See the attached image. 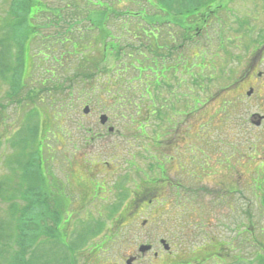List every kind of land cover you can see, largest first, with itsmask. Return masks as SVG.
<instances>
[{
  "label": "rangeland",
  "instance_id": "obj_1",
  "mask_svg": "<svg viewBox=\"0 0 264 264\" xmlns=\"http://www.w3.org/2000/svg\"><path fill=\"white\" fill-rule=\"evenodd\" d=\"M31 1L33 2L30 5ZM174 1L179 13L186 9L187 4L183 0ZM196 1L194 0L197 6ZM210 1L204 0V5L209 4ZM244 1H247L250 6L249 12L242 10L245 7ZM219 2L226 6L227 10L221 11L219 15H223L216 18L218 23L215 25L218 26V31L215 32L212 29L215 27L214 23H212L209 31L199 37L200 43H198L197 36H195L194 41L191 39L189 43L182 44L183 33L186 29L181 23L175 26L167 19L155 20V28L159 29L160 33L158 35L159 44L167 41L170 51L174 55L184 54L190 59H196L197 56L200 57L206 54L209 55L210 51L204 48L206 46H209L212 50L215 48L216 57L213 62L218 66L219 70L218 75L217 72L211 71L212 69L204 73V75L209 74V79L202 86L204 90L201 91L200 95L209 97L210 100L206 105L199 110H197L198 106H195L194 111L189 113L190 102L192 105L193 101L187 99L183 104V117H177L176 113L179 110L175 111L176 113H169L170 119L173 116L175 119L178 118L179 124L178 130L168 137L171 134L169 130L170 124H161L155 117L148 124H141L137 118L142 122L145 114L141 112L142 116L140 117V111H138L137 115L139 106L131 103V98L128 96L129 87L123 89L121 87L124 85L117 86L122 80V76L133 73L137 74L142 82H148L149 80V85L156 84L157 86L160 77L163 76L165 79H169L168 74L163 71L162 65H157L154 60L150 61L151 58L145 52L139 55L138 51L143 49L144 44L140 45L139 41H135L132 36L128 35L127 40L121 43L123 44L122 46L130 43L129 50H133L131 47L137 45L136 47L139 50L134 49L132 52L135 54L132 56L139 55V57L132 63H127L126 61L119 63L111 75L104 76L103 71H100L96 80L101 90H106L108 93L112 92L116 98L121 97L119 100L121 105H129L136 108V114L130 115L129 118L127 112V119L123 118L120 113L122 107L118 104V100L113 98L112 94L106 95L101 99H97L99 96L94 95L89 99L92 94L77 86V83L81 82L82 78L80 79L81 76H76L77 73L84 74L86 71L93 70V66L86 67V65H93L101 58L103 59V53L109 55L105 60V64H102L106 71L107 68L111 69L116 63L110 57L112 55L111 43L109 46L108 43H104L103 47L101 46L102 37L98 35L94 28H89L92 27L89 26V23L93 22V20L87 18L86 12L90 11L94 21L102 19L99 26L106 30V19L108 20L110 14L115 13L117 9L120 10L119 14H122L127 9L136 12L134 16H128L133 18L130 20L131 25L135 22L137 16L139 19L153 21L152 16L154 13H158L162 9L167 11L164 8L166 3L163 0H0V26L4 25L0 29V39L4 36L2 30L5 29V25H8L11 30L10 36L13 40V33H19L25 37L23 46L30 45L29 59L24 67L25 76L28 79L23 81L24 83L18 96L17 93L19 91L8 94L10 93L8 83L0 75V200H4L0 201V256L6 255L7 261L10 262L8 264H27L29 257L40 253V247L37 243L41 236L34 244V249L28 251L26 256L19 251L15 244L17 239L16 228L20 221L19 211L6 204L10 200L12 206L16 204L20 207L24 206L20 202L22 201L20 200V195L26 191V188L20 184V179L15 172L8 167L13 154L24 148L31 151L33 155H36L37 151L41 152L42 150L44 152L43 166L42 162H40L41 167L51 168L53 170L52 174L56 176L55 180H62L52 193L60 198H65L67 205H69V201L74 200L77 193L70 178V172L67 171L68 160L75 162L71 166L72 171L75 173L76 180L84 185H86L89 178L95 177V175H99L100 179H108L109 184H112L117 179H124L126 183L132 180L146 179V174L135 173L126 168L128 156H142L136 162L137 165H141L143 161H152L150 156H152L153 152L151 150L149 152L146 151L147 145L153 143L151 142L152 140L162 139L165 146L172 145L173 141H176V144H174L177 145V148H171L175 145L165 148L170 151L166 152V154L168 153L166 156L168 159L163 161L165 163L172 162L170 166L167 165L169 167L166 168L165 172L170 173L169 177L171 176V178L169 181H172L174 186L179 189L175 193L176 187L174 189L167 188L165 190L169 194L168 198L166 197L167 200L160 201L161 204L159 205L155 203L154 207L150 208L152 209L150 215L153 217H149L148 226L154 222L151 225L152 233L148 234L146 232L147 229L142 223L143 215H140V212L133 217L135 219L132 222L133 225L125 224L120 231L118 229L119 226H116V223L112 221L113 216L121 211L122 205L118 206V209L116 206L119 201H113L118 198V195L106 192L104 195H100L109 199V203L105 204L103 211V205L99 209L96 206L95 208L90 206L88 210L78 214V211L82 210V206H79L63 213L65 217L61 215L59 222L52 221L58 231L53 235L44 237L52 240L54 245L47 242L43 249L46 260L50 261L49 264H124L123 258H127L133 252L141 255L138 249L140 245H152L151 251L146 252V250V253H142L141 264H167L170 260L161 246V240H165L171 245L173 254L177 253L180 256L176 260L180 261L181 264H194L197 258H205L204 255L216 252L218 249L212 246H203L202 243L206 241L202 238V235L206 238L219 236L221 239L225 236L227 238L223 240L225 243L234 236L240 238L241 241V239L246 238H243L244 236H236L240 232L235 233V231H237V228L247 225L249 230L256 232L258 237H264V195L258 196L259 200H256L255 195L257 192L254 187H251V183L254 181L261 183V187H264V179L252 180L248 172L245 171L247 181L243 176L244 179H238L237 185L231 186V184H225L227 181L222 177H219V180L210 177L186 179L181 173L175 174V171H177L175 167H177L178 161H186L188 156L196 157V161L202 157L216 156L214 153L207 151L210 146L219 144L222 147L223 155L238 156L239 162L243 161L246 166L249 164V158L245 156H249L252 147L256 146L253 155H258L261 154L260 147L264 144V124L262 127L257 128L249 121V115L251 114L264 115V89L260 92L262 95L256 90L252 100L244 98V88H248V86L243 87L242 84H235L229 90H221L225 84L229 83V81L221 77L222 63L226 60L228 61L233 53L238 54L239 59L232 64L234 69L232 80L238 78L244 69L247 67L251 68L253 65L258 74L254 82L256 80L264 81V0H219ZM77 4L83 5L84 9L79 10H84V15L78 17L83 20L72 22L69 18H73L74 14L70 12L76 10ZM59 9H62L61 14L65 16V18L63 17L64 19L60 18ZM96 9L105 10L106 12H104L103 16L100 14L96 15ZM22 17H25L24 22H28L29 30L19 28V21ZM28 17L31 19L29 20ZM190 21L192 22L194 19L192 20L191 17ZM111 23L109 28L115 34L107 32V35H110V40H114L119 38L124 21L112 20ZM172 26L174 31H172ZM125 28L127 30L128 25H125ZM168 33L172 35H168ZM236 35L239 36L237 37ZM48 36H53V38L49 39L50 37L48 38ZM218 36H220V41ZM145 37L148 38V44L154 47L155 37L153 35H145ZM120 39H122L121 36ZM170 39L173 40V44H171ZM228 40L231 42H228ZM7 43L11 47L12 43L10 41ZM4 44L0 43L2 52L7 50H3ZM223 46H225L224 49ZM69 47L75 48V50L72 49L70 51ZM106 47L107 50H105ZM221 48L223 49L222 52H220ZM204 50L206 51L205 53L203 52ZM25 51L27 55L28 48ZM12 52L22 62V57L19 56L17 47H12ZM153 56L151 54V57ZM164 60H166L164 64L167 67L175 65L170 56H165ZM55 62H59V64ZM144 62H149V64L144 65ZM160 63L162 64V62ZM49 65L50 68L57 70L56 80H46L45 78V72ZM59 67L62 68L60 69ZM148 70L152 74L149 76L144 75L143 72ZM260 74L262 76H259ZM188 75L187 72H184V84L179 85L175 82L174 88L170 91L183 93L184 100L190 90ZM71 86L74 87L73 106L64 107L66 109L61 111L58 105L61 100H66L68 104L66 95L67 92L70 94L67 89ZM139 86L142 85L138 81L135 83V89L137 87L139 89L142 88ZM213 86L215 87L213 90L214 98H211L209 91ZM135 89L130 91L131 96L135 100L139 96H144L145 98L147 92L143 94L140 92L138 96L137 93L135 94ZM204 92L208 95L206 96ZM40 94L43 102L38 98ZM150 96L152 97V95ZM164 96H166V93ZM8 97H20L21 99L13 101ZM256 97H259L260 100L257 101ZM50 102H53L52 105ZM86 104L91 108V112L88 115L83 113ZM32 105V111L40 109V107L48 109L46 113L42 114L37 128L35 126H33L34 128H29L35 129V134H30V130L25 126ZM157 106L158 102L155 101L152 108L157 109ZM166 106L167 111L172 112L170 105L167 104ZM223 106L225 110H223ZM101 114L109 116L108 126L114 128L115 132L113 134H110L107 129L101 130L99 127ZM80 123L85 125L86 128L84 130L78 127ZM146 125L147 128L144 131ZM134 128L140 131V134L147 133L148 136L140 137L139 133L134 131ZM24 134L29 135V137L24 139ZM37 139H39V147L35 146ZM200 151H203V154ZM113 156H115V160H110ZM90 159L95 163L92 167L85 164V162H88L85 160ZM145 164L147 167L148 163ZM238 167H240V163L236 165V168ZM6 169H9V171ZM221 169L222 171L228 170L225 164ZM46 172L48 174L47 169ZM150 175L158 179L153 170ZM91 181L95 185L100 186L99 182ZM222 181L223 183H221ZM232 181H236L235 174H233ZM177 182L181 185L177 186ZM219 187L223 188V191L220 192L218 190ZM231 187L234 189L238 188L236 190L241 193L233 189L231 191ZM228 190L232 194L228 193ZM163 193H160L161 199H163ZM262 193L264 194V192ZM172 194H177V197ZM121 195L125 194L122 193ZM194 204L203 208V214L207 213V216L195 217L196 212L194 211L197 208H192ZM247 207L250 209H247ZM191 209H193L192 212H190ZM188 219L192 224L199 220L200 225L193 228ZM207 219L210 222H207ZM69 221H72V227L69 224L66 229L68 233L64 234L63 229ZM99 222L106 226L103 227ZM140 224L145 229L144 231L138 229ZM84 229H86L84 233L75 239L73 234L76 231L80 233ZM116 239L118 240L116 241ZM256 239L258 240V238ZM256 239H253L252 242L259 245ZM115 242L117 243L114 244ZM106 243L112 248L108 249V246H105ZM237 247L241 249L239 250V260L237 256H233L236 254ZM251 248L252 246L248 243L235 244L233 250L225 251L227 255L232 256L224 261L218 263V260L210 259L201 263L257 264L255 259L257 246H253V249ZM193 249H201L202 252L192 254L190 251ZM155 252H160L162 255L160 254L158 258H155L157 256ZM0 264H6V261H0Z\"/></svg>",
  "mask_w": 264,
  "mask_h": 264
},
{
  "label": "flooded vegetation",
  "instance_id": "obj_2",
  "mask_svg": "<svg viewBox=\"0 0 264 264\" xmlns=\"http://www.w3.org/2000/svg\"><path fill=\"white\" fill-rule=\"evenodd\" d=\"M174 31V29H172ZM185 32V31H184ZM186 35L183 36V43L182 44H187L191 41V35L190 32H185ZM258 76L256 68L252 67L249 68L247 67L246 69L243 70V72L240 74V76L237 78L236 82L238 84H242L243 87L248 86V88H244L245 92L243 95H245L244 98H247L249 100H252L254 93L256 90L259 91V94L262 95L260 92L264 89V81L261 82L259 80H256L254 82L255 77ZM259 76H262L260 74ZM254 82V83H253ZM257 101L260 100L259 97H256ZM255 98V99H256ZM254 99V100H255ZM258 114V113H255ZM264 122V121H263ZM217 147V146H216ZM218 151L215 149L214 153H217ZM260 153L258 155H249L245 156L249 158V164L244 165L243 161L239 162V157L238 156H210V157H203L201 161L193 163V165H188L190 170L192 169L193 175L195 176H201V177H210V178H217L219 180V177H222L225 179L227 182L225 184H231V186L237 185L238 179L242 180L244 179L246 172H248V175L252 180H257V179H264V146L260 147ZM211 158V159H210ZM225 162V163H224ZM240 163V167L236 168V165ZM225 164V166L228 168L227 171H222V166ZM164 165H156L154 166L155 169H164ZM178 169H185V165L183 168L181 166H177ZM228 172V174H226ZM164 173V172H163ZM233 174L236 176V181H232ZM244 176V177H243ZM246 178V177H245ZM230 179V181H228ZM232 181V182H231ZM247 181V178H246ZM178 185L180 186L179 182H177ZM176 183V184H177ZM223 183V181L221 182ZM170 185L174 186L172 181H169V178H160V179H153V178H146V179H139L136 181L135 187L133 189V197L132 199L127 203L126 208L124 209L123 213L121 214L120 220L118 221V225L120 227H124V225H133L132 222L135 220L133 217L136 216L140 212V215H143V220L142 223L144 225L147 224L148 220L147 218L153 217L150 215V211L154 207V204L156 203L157 205L161 204L160 201H165L167 200L169 194L168 192H165L167 188H170ZM251 187L255 188L256 193L255 197L256 200H259L258 196H263L264 194V187H261V183L258 182H252ZM229 188V186H227ZM236 190L234 188H230L231 191ZM218 190L221 192L223 191V188H218ZM237 191V190H236ZM164 192L162 194V198L160 196V193ZM239 192V191H237ZM87 193V194H86ZM84 193L85 197L89 196L88 192ZM228 193H231L228 190ZM241 193V192H239ZM232 194V193H231ZM244 196V195H241ZM167 197V198H166ZM161 199V200H160ZM230 206V203H229ZM247 209H250L247 207ZM155 216V215H154ZM129 221V222H128ZM144 221V222H143ZM128 222V224H127ZM130 223V224H129ZM142 225V224H141ZM147 227V226H146ZM145 227V228H146ZM249 227L247 226V230ZM140 231H144L145 229L139 228ZM149 231L152 233L153 230H150L149 226ZM253 238V236H251ZM198 238V236H196ZM253 240V239H252ZM252 240H248L252 241ZM157 256L155 258H158L159 255L161 254L160 252H155ZM129 258L134 259V264H140L141 263V256L132 253L129 255ZM128 259H125L127 261ZM121 264V263H120Z\"/></svg>",
  "mask_w": 264,
  "mask_h": 264
},
{
  "label": "trees",
  "instance_id": "obj_3",
  "mask_svg": "<svg viewBox=\"0 0 264 264\" xmlns=\"http://www.w3.org/2000/svg\"><path fill=\"white\" fill-rule=\"evenodd\" d=\"M215 0H211L210 2H213ZM33 1L30 2V5ZM197 6L195 5V2L194 0H192L189 4V15L186 16V18H188L189 16H192V20L194 19V21H192V24H190L191 26L195 25L193 24L194 23H198V21H200L201 19H203L205 16H204V12L201 13V14H198V8L199 7H202L204 5V0H197ZM169 7V3H166V7ZM165 8V7H164ZM167 9V8H166ZM168 11V9H167ZM165 11L164 9L161 10V12H167ZM155 17H159L158 15H156ZM28 22H20L19 23V27H22V28H25L26 29V25ZM152 27H155L152 23H151ZM140 27L142 26L141 24L139 25ZM148 27H150L148 25ZM223 27V26H222ZM221 27V28H222ZM218 28V26H217ZM150 31V30H149ZM50 37V38H49ZM13 38L14 40L12 39V37L10 36V33L9 34H6L5 35V40L4 42L2 43H5L4 44V47H3V50L7 49L6 52H2V49H0V74L1 75H8L11 71L14 72V74L18 73V72H24V67H25V64L28 62V54H29V46L30 45H26V46H23V42H24V35L22 34H19V33H13ZM49 39H52L53 36H48ZM47 38V39H48ZM48 39V40H49ZM105 40H109L110 43H111V50H112V53L111 54H114L115 57H118V54H121L123 53V49H121V45L120 43L117 42V39H114V40H110V36L106 37ZM11 42V47L10 45L7 43V42ZM12 47H17L18 49V52H19V56L22 57V62L20 60L17 59V57L15 56V54H13L12 52ZM28 48V52H27V55H26V51ZM73 50H75V48H72ZM104 57L103 59L101 58L99 61H97L95 64L91 65L93 66V70H89L88 72L86 71V73H77L76 76L77 77H80L81 79V82H80V87L84 89V91H88L89 94H92V96H99V98L97 99H101L102 97L106 96L107 94H109L106 90H101L100 88V85L99 83L97 82L95 76L98 75L100 73V71H104V67L102 66V64L104 63L105 64V60L107 59L105 54H102ZM57 64V62H55ZM96 66V68H95ZM50 67V65H49ZM95 69V70H94ZM57 71L56 69L52 70L51 72H55ZM191 71L193 72V69H191ZM50 70L47 71V73L45 74V78L46 80H53L55 79L56 80V72L55 73H51ZM112 73H113V70H112ZM199 82V80H196ZM55 82V81H54ZM118 85H124L125 87H128L129 86V82L125 81V80H121L118 84ZM198 85V84H197ZM196 85V86H197ZM63 87V85H62ZM125 89V88H124ZM67 90L71 91V87H69ZM172 90V85L171 83L168 82V79H165V77H160V80H159V83L157 84H154V85H149L147 86L144 91L147 92V95H145V98L144 96H139L135 99H132L130 100L131 103L133 105H137L139 106V109L141 108H144V109H147L148 107H153V103L156 101V99L162 101V102H167L168 100H171L169 98L168 95H170V91ZM136 93L138 94V92H142L141 89L139 90H135ZM157 94L154 95L155 92H157ZM68 93V92H67ZM166 93V96H164V94ZM74 93H70V94H67V98H68V104L66 103V100L64 101H60L59 103V108L62 109V111H64L66 108L64 107H72L73 106V101H74V98L72 97ZM143 94V93H142ZM152 95V97L150 96ZM40 95H38V98L43 102V98L40 97ZM147 97V98H146ZM154 97V98H153ZM114 98V97H113ZM121 97H118V98H115L116 100H118V102H120ZM91 99V98H90ZM138 99V100H137ZM172 101V100H171ZM51 105L53 102H50ZM200 103L198 102V100L196 101V105L195 106H199ZM47 108L44 107V109H42L40 107V109H37L35 111H32L30 112L29 116H28V120L30 121H34V118L35 117H38V118H41L42 117V114L43 113H46L47 112ZM31 159L33 156H30L29 154H24V153H21V152H18L16 154H14V157H13V161L15 162V164H17L20 168L22 169H27L30 167V166H33V165H36V162H35V159H37L38 155L36 156L35 155V159L34 161H32L31 163ZM36 171L37 173L40 172L39 168H36ZM24 176V174H23ZM34 189H31V193H34L33 192ZM45 200H44V196L43 194L42 195H38L37 196V199L34 200L31 205L25 209L24 214H26L27 212H31L35 217L40 214L41 212H44L46 209H45ZM40 211V212H39ZM39 212V213H37ZM33 230H37V232H34V235L31 239H35L37 236H38V227L37 225L35 224ZM23 237L25 238L26 235L23 234ZM25 240L22 239V242L20 243V246H24L25 245ZM24 251L22 250V253ZM5 254V253H3ZM6 257V258H4ZM8 258L6 255H1L0 256V261H3L5 262L6 261V264L10 263L7 261Z\"/></svg>",
  "mask_w": 264,
  "mask_h": 264
},
{
  "label": "water",
  "instance_id": "obj_4",
  "mask_svg": "<svg viewBox=\"0 0 264 264\" xmlns=\"http://www.w3.org/2000/svg\"><path fill=\"white\" fill-rule=\"evenodd\" d=\"M85 113H89V107H86L85 110H84ZM107 120V117L106 116H102L101 117V122L102 123H105ZM147 249V247H143L141 250L142 251H145Z\"/></svg>",
  "mask_w": 264,
  "mask_h": 264
},
{
  "label": "bare ground",
  "instance_id": "obj_5",
  "mask_svg": "<svg viewBox=\"0 0 264 264\" xmlns=\"http://www.w3.org/2000/svg\"><path fill=\"white\" fill-rule=\"evenodd\" d=\"M1 247V246H0Z\"/></svg>",
  "mask_w": 264,
  "mask_h": 264
}]
</instances>
